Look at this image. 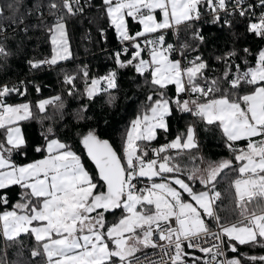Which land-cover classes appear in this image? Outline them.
Segmentation results:
<instances>
[{
	"label": "snow or ice",
	"instance_id": "6c2138e0",
	"mask_svg": "<svg viewBox=\"0 0 264 264\" xmlns=\"http://www.w3.org/2000/svg\"><path fill=\"white\" fill-rule=\"evenodd\" d=\"M23 5L24 0L0 5V34L4 21L27 34L26 17L36 15L38 23L32 27L47 33L51 55L28 60L30 70L71 58L67 22L84 16L93 7L90 0H37L21 12ZM259 6L264 8V0ZM254 7L245 0H101L100 17L121 45L110 57L114 68L103 76H91L86 66L81 69L82 93L77 75L65 74L63 83L68 96L93 101L105 93L111 104L120 70L132 69L145 78L151 91L122 133L120 152L89 128L76 133L80 153L57 130L64 117L61 96L37 99L33 105L26 99L28 81L0 84V237L6 249H19L12 261L5 249L0 264H264V255L239 251V246L264 249V48L254 63L247 59V47L243 57L235 48L215 56L222 70L210 77L208 61L199 54L205 37L195 27L206 13L211 23L228 28L233 26L229 17L238 16L247 19V33L264 41V11L256 16ZM5 8L10 15H4ZM133 25L138 30L133 32ZM182 28L189 34L185 42L177 46L166 40L169 31L179 36ZM98 30L107 40V29ZM9 55L0 44V58ZM170 86L174 96L168 95ZM35 91L40 93L39 85ZM13 94L24 102L8 103ZM173 105L206 128L218 129L230 158L207 161L203 168L182 166L178 157L199 147L195 123L153 147L159 131L169 132ZM49 106L55 109L51 116ZM87 110L83 104L74 118L89 119ZM38 115L42 140L32 145L22 122ZM45 120L51 123L45 126ZM29 148L41 158L17 162L15 157L27 155ZM225 170L235 174L234 199L228 214L221 216L216 185ZM143 180L145 186L138 187ZM196 182L202 190L194 188ZM14 186L20 192L13 203L8 193ZM116 211L121 216L109 224L106 214ZM23 237L32 242L30 260L23 259ZM148 248L159 249V258L137 255Z\"/></svg>",
	"mask_w": 264,
	"mask_h": 264
},
{
	"label": "trees",
	"instance_id": "16d2710c",
	"mask_svg": "<svg viewBox=\"0 0 264 264\" xmlns=\"http://www.w3.org/2000/svg\"><path fill=\"white\" fill-rule=\"evenodd\" d=\"M8 2L10 0H0V5ZM36 2L37 0H24L21 12H24L26 8H31ZM43 2L47 3V0H43ZM90 2L93 4V7L86 9L84 16L71 17L67 22L69 45L72 53L71 58L59 62L56 66H45L40 70H30L27 63L31 59H43V56H50V42L47 33L40 28L32 27V25L38 23L36 15L26 17L25 23L29 26L27 34L19 29H15V26L8 25L4 21L6 27L3 35L0 36V44L11 55L6 60L0 58V84L11 83L13 80L19 79L28 81V95L26 99L32 101L33 105L37 99L57 95L61 96L64 103V117L63 121L57 122V130L80 153H83V149L78 143L79 137L76 133L78 130L86 131L89 128H95L102 139H108L116 150L120 152L122 133L130 121L142 109L151 89L146 84L144 77L136 75L132 69H122L118 74L119 88L113 90L111 93L115 97V100L111 104L108 103L109 97L105 93L98 95L93 101H87L81 95L74 97L68 96L66 91L68 86L63 83L64 75H77L76 85L82 93L83 80L80 76L81 69L86 66L91 76L105 75L110 69L114 68V63L110 57L120 43L116 39L114 30L109 28L107 21L100 17L99 6L101 0H90ZM250 4L256 5L253 9L256 16H259L260 12L264 11V8L259 6L260 0ZM45 12H47L46 9ZM10 14L9 10L5 8L4 15L7 16ZM94 17L100 18L96 19L94 23H89L88 21ZM48 19L50 20L51 18ZM229 19L233 21V26L231 28L222 27L220 24L211 23V14L206 13L195 24V27L200 29L205 37V43L199 46V54L208 61L209 71L207 74L210 77L220 75L222 70V65L216 62L215 56L235 48L239 56L243 57V48L247 47L251 51V55L247 59L250 63H254L255 54L261 48H264V41L247 33V19L238 16L229 17ZM100 27L107 29V40L101 38L98 30ZM138 27V25H133V32L138 30ZM188 35V32L182 28L179 36L169 31L166 34V40L169 43L176 42L178 46L188 39ZM195 54L192 53L191 55ZM236 63H241V59L237 58ZM36 85L40 86V93L35 91ZM168 95H175L174 87H169ZM24 100V97L13 94L8 97L7 102L20 103L24 102ZM83 104L88 105L86 115L89 119L78 121L74 117ZM54 111V106H49L48 115L51 116ZM167 122L169 132L164 133L162 130L159 131L158 138L152 143L153 147H159L161 144L169 142L177 134L183 132L189 123H195L196 125L199 147L198 149L192 150L191 154L178 157V162L182 166L190 168L193 164H196L203 168L206 167L205 162L207 161L230 158V154L224 146L218 129L214 127L206 128L203 123L198 121L190 113H181L175 110V105H173V114L168 117ZM43 123L47 126L51 121L45 120ZM22 126L30 144L35 145L41 142V122L39 115L37 119L22 122ZM242 145L243 142L239 146ZM192 157H197V159L193 160ZM201 157L203 161L200 159ZM39 158H41L40 154L35 153L31 148L28 149L27 155H17L15 157L19 163H28ZM84 162L88 170L95 174L92 165L86 157ZM234 176L235 174L231 170H225L218 178L216 190L221 193V199L217 203L220 206L221 216L227 215V210L233 207L234 189L231 187V181L234 179ZM182 178L186 179V177ZM193 186L196 190H202V186L198 182ZM19 192L20 189L18 187L14 186L11 188L8 193L11 202L14 203L18 199ZM185 197L187 198L186 194ZM120 216L121 212L116 211L114 214L107 213L106 219L111 224ZM23 243L25 245L23 259L30 260V247L32 242L28 237H23ZM5 249L6 243L0 237V254H3ZM6 250L9 261L17 259L16 253L19 251L17 247L13 246ZM239 251L248 255H264V249L260 247L250 248L248 246H239ZM227 255L230 257L233 254L228 252Z\"/></svg>",
	"mask_w": 264,
	"mask_h": 264
},
{
	"label": "built area",
	"instance_id": "2783aa9c",
	"mask_svg": "<svg viewBox=\"0 0 264 264\" xmlns=\"http://www.w3.org/2000/svg\"><path fill=\"white\" fill-rule=\"evenodd\" d=\"M259 0H245V4H250V3H255V2H258ZM82 3H84V0L81 1ZM46 13V12H45ZM3 35L0 34V36ZM173 39H174V36H173ZM174 45H176V42H173ZM121 47L120 43H119V46L116 47V50H118L119 48ZM178 57V54L176 55V58ZM46 58V56H43V59ZM19 81H21L20 79L19 80H13L11 83H8L9 85H12V84H18ZM4 84V83H3ZM147 183L146 180H143L139 185L138 187H144L145 184ZM213 227V231H216L217 229L215 228L214 225H212ZM157 240H158V237H157ZM147 254V256L151 259H158L159 258V249H152V248H148V249H145L143 253H137V255L141 256V258H143L144 254ZM197 255H201L200 253H196Z\"/></svg>",
	"mask_w": 264,
	"mask_h": 264
},
{
	"label": "water",
	"instance_id": "95a60500",
	"mask_svg": "<svg viewBox=\"0 0 264 264\" xmlns=\"http://www.w3.org/2000/svg\"><path fill=\"white\" fill-rule=\"evenodd\" d=\"M86 159H87V157H86ZM88 160V159H87ZM89 161V160H88ZM89 163L92 165V167H93V170H94V172H95V169H94V165L89 161Z\"/></svg>",
	"mask_w": 264,
	"mask_h": 264
},
{
	"label": "rangeland",
	"instance_id": "374dc122",
	"mask_svg": "<svg viewBox=\"0 0 264 264\" xmlns=\"http://www.w3.org/2000/svg\"><path fill=\"white\" fill-rule=\"evenodd\" d=\"M50 55H51V46H50Z\"/></svg>",
	"mask_w": 264,
	"mask_h": 264
}]
</instances>
